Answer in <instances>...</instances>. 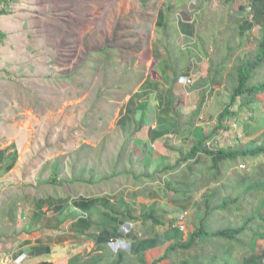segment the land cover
<instances>
[{
    "label": "rangeland",
    "instance_id": "1",
    "mask_svg": "<svg viewBox=\"0 0 264 264\" xmlns=\"http://www.w3.org/2000/svg\"><path fill=\"white\" fill-rule=\"evenodd\" d=\"M172 2H0V10L6 8L9 12L7 16H0V31L4 35L0 43V139L4 143L16 140L20 147L17 168L9 181L1 182L2 188L26 187L36 196L50 192L55 168L59 169L57 181H88L100 176L111 178L115 185L132 183L134 178L123 175L125 170H131L134 175L145 171L143 165V168L138 166L134 156L135 134L141 119L136 120L133 116L128 126L120 124L126 122L124 117L128 113H122L125 107H131V94L147 73L153 72L148 40L162 39L156 33L157 11L161 8L169 11ZM249 5L243 3L236 12L223 5L221 14H228V11L233 14L222 20V35L217 36L212 30L210 36L204 35L211 48L200 52L198 61L208 58L211 72L216 75L210 80L219 79L218 72L225 81L219 92L221 100L211 105L210 111L204 110L210 101L200 98L195 103L202 107V121L212 122L213 127H217L219 118L212 120V115L218 116L226 107L230 108L232 116L223 124L229 128L228 135L231 134L230 127L242 129L253 123L252 131L256 133V139L261 140L264 137V112L255 118L254 103L256 99L264 101V93L259 96L242 94L232 101L240 84V67L251 70L245 88L264 83V62L258 69L253 67L260 50L257 40L261 30L259 26L252 29V25L245 22L252 19ZM216 21L218 25L217 15ZM244 22L249 30L242 36L239 31ZM213 28L218 30L219 25ZM206 32L209 33V28ZM164 38L159 42L165 40L167 46L168 40ZM191 51L198 53L194 48ZM184 60L188 64L189 59ZM202 82L205 80L199 83ZM225 135L221 132L216 138L221 141ZM229 140L224 138L220 145ZM246 142L249 141L243 139V144ZM211 148H215L214 144ZM261 160L264 161V156L248 162L259 167ZM147 171L151 173L149 168ZM222 171L226 174V168ZM209 183L197 184L193 188L195 194L205 192ZM203 204L206 205L204 196ZM190 214L193 212L186 209L178 217L186 215L187 221ZM223 229L231 228L223 226ZM234 236L238 240L237 235ZM187 255L192 257L191 252Z\"/></svg>",
    "mask_w": 264,
    "mask_h": 264
},
{
    "label": "crops",
    "instance_id": "2",
    "mask_svg": "<svg viewBox=\"0 0 264 264\" xmlns=\"http://www.w3.org/2000/svg\"><path fill=\"white\" fill-rule=\"evenodd\" d=\"M172 4L169 11L159 9L155 17L156 33L162 39L166 36L168 45L165 40L159 42L162 39L150 40L153 72L147 73L131 94V107H125L122 113H128L126 122L120 124L128 126L133 116L143 120L144 127L135 136L134 156L147 165L152 179L122 185H115L113 180L88 184L71 179L63 181L62 186L50 185V192L38 196L26 187L2 188L1 182L9 181L17 168L20 147L16 140L4 143L0 139V255L8 260L0 264H141V257L146 264H188L187 251L180 249L171 251L167 259H160L174 245L168 229L186 209L193 214L187 221L185 215L183 241L197 229L198 207L202 206L204 192L195 194L192 190L188 198H181L170 187L177 174L163 173L162 169L183 163L193 144L209 137L219 126L202 121V107L195 101H210L204 109L210 111L211 105L221 100L219 92L225 80L217 72L219 79L214 82L216 75L211 72L208 58L198 61V56L211 48L204 35L210 36L212 30L221 36L222 20L233 13H220L225 0L224 4L222 0H173ZM239 6L236 2L235 7H225L236 12ZM216 15L220 19L218 30L213 28H218ZM193 48L198 53L192 52ZM187 58L188 64L184 63ZM182 77L193 83L180 81ZM210 83L213 84L208 87ZM254 105L256 109L259 105L264 107V101L256 99ZM218 116L212 115V120ZM228 131L216 129L218 136L221 132L227 134L224 138L232 144L233 133L239 130H232L230 135ZM215 139L208 144L219 145L218 148L227 144L220 145L223 139ZM246 139L255 140L256 133ZM203 160L208 157L204 155ZM153 211L162 225L150 219ZM112 240L123 242V249H115ZM258 244L256 257L249 264H263L264 240Z\"/></svg>",
    "mask_w": 264,
    "mask_h": 264
},
{
    "label": "trees",
    "instance_id": "3",
    "mask_svg": "<svg viewBox=\"0 0 264 264\" xmlns=\"http://www.w3.org/2000/svg\"><path fill=\"white\" fill-rule=\"evenodd\" d=\"M2 1L0 0V2ZM235 1L225 0V4L234 7ZM3 15H9L6 8L0 10V16ZM251 18L245 22H249L252 29L254 26H259L261 30V37L258 42L260 50L253 66L258 69L264 62V0L255 1ZM245 22L240 26L239 32L242 33V36L249 30ZM2 37L4 35L0 31V43ZM148 42L150 43V39ZM239 72L242 74L240 84L232 96V101H236L242 94L250 96L264 92V83L251 89L245 88L251 73L249 68L240 67ZM231 116L230 108L226 107L219 116L218 128H223L222 122ZM253 126V123L245 125L241 132H236L234 143H227L220 148L217 145L211 149L208 143L218 136L216 133L218 128H215L209 137H203L193 144L190 151L185 155L183 163L178 162L175 166H167L162 169L163 172H175L177 174L171 179L170 187L174 193L183 199L190 196L193 187L197 184L206 181L210 183L205 184L207 190L203 193V196L206 197V205L203 204L198 207L200 217L197 229L192 235H189L187 241H183L182 230L179 227L173 228L176 222L172 223L168 229V235L173 237L174 245L167 249L160 260L167 259L171 251L178 249L191 252L192 259L191 257L188 259V264H249L252 257H256L258 243L264 240V161L261 160L259 167H256L255 163L248 162V160L264 156V137L261 140L260 138L250 139L248 143L243 144V139L255 133L252 131ZM143 127L144 122L141 120L135 135ZM224 129L228 130L229 128L225 127ZM232 130L234 128L230 127L231 132ZM214 141L217 142L219 139L216 138ZM204 155L208 157V160H203ZM142 165L145 167L144 172L134 175L131 170H125L123 175L134 178L132 182L152 179L150 173H147L148 167L139 162L140 168H143ZM182 166L184 167L182 168ZM224 168H226V174L222 171ZM58 170V168L54 169L55 176L51 180L53 187L62 186L63 181L56 179V171ZM251 170L254 172L249 174L248 172ZM96 180L98 181L96 182ZM110 180L111 178L103 179L98 176L95 180L92 178L83 182L93 184ZM150 219L161 225L163 223L161 219L156 218L155 211H153ZM223 226H229L231 229L225 230ZM234 235H237L238 240ZM246 249L247 252H245ZM139 261L141 264H146L143 257ZM153 264L158 263L154 262Z\"/></svg>",
    "mask_w": 264,
    "mask_h": 264
},
{
    "label": "clouds",
    "instance_id": "4",
    "mask_svg": "<svg viewBox=\"0 0 264 264\" xmlns=\"http://www.w3.org/2000/svg\"><path fill=\"white\" fill-rule=\"evenodd\" d=\"M255 1L256 0H250V5L248 6V9H249V11L251 12V14L253 15V12H254V7H255ZM236 2H238V4L240 5L239 6V10L242 8V6H243V3L244 2H242V0H236L235 1V3H234V7H235V5H236ZM228 6H230V5H228ZM232 9V8H231ZM243 24H241V26H242ZM223 52V51H222ZM180 81H184V83H186V84H188V85H190V84H192L193 82L191 81V83H188V81H189V79L188 78H185V77H182L181 78V80ZM214 83V82H213ZM213 83H210V85L208 86V87H211L212 85L211 84H213ZM262 93H264V92H261V93H259L258 95H260V94H262ZM257 95V96H258ZM257 110V113H256V115H255V118H256V116L257 115H259L261 112H264V107L263 106H261V105H259V108H257L256 109ZM231 118V117H230ZM229 118V119H230ZM254 118V119H255ZM254 121V120H253ZM225 127H223V128H221V129H224ZM234 128V130L235 129H238L239 130V132H241L242 131V129H240L239 128V126L238 127H233ZM233 130V131H234ZM231 132V131H230ZM233 133V132H232ZM233 136H234V133H233ZM209 145V147L211 148V146H212V144H208ZM212 149V148H211Z\"/></svg>",
    "mask_w": 264,
    "mask_h": 264
},
{
    "label": "built area",
    "instance_id": "5",
    "mask_svg": "<svg viewBox=\"0 0 264 264\" xmlns=\"http://www.w3.org/2000/svg\"><path fill=\"white\" fill-rule=\"evenodd\" d=\"M242 2H244V3H250V0H242ZM188 83H191V81L189 80ZM184 222H185V215H182L179 218V220L176 223V225L174 226V228L179 227L182 231H185V228L186 227H185ZM111 244L114 246L115 249H118V250L123 249V246H124L123 242H120L118 240H112L111 241ZM3 258H4V256L2 255V257H1V255H0V262L3 261V262L6 263L8 260L7 259H3Z\"/></svg>",
    "mask_w": 264,
    "mask_h": 264
}]
</instances>
